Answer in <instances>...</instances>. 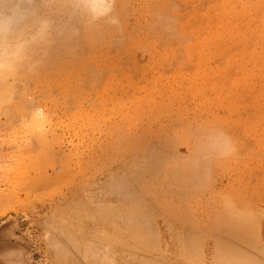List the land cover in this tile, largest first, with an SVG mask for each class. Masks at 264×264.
<instances>
[{
    "label": "rangeland",
    "instance_id": "obj_1",
    "mask_svg": "<svg viewBox=\"0 0 264 264\" xmlns=\"http://www.w3.org/2000/svg\"><path fill=\"white\" fill-rule=\"evenodd\" d=\"M0 264H264V0H0Z\"/></svg>",
    "mask_w": 264,
    "mask_h": 264
}]
</instances>
